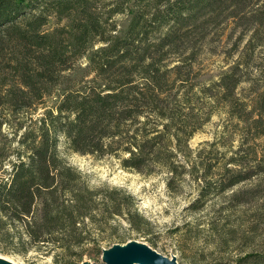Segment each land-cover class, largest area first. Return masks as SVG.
<instances>
[{
  "label": "trees",
  "instance_id": "1",
  "mask_svg": "<svg viewBox=\"0 0 264 264\" xmlns=\"http://www.w3.org/2000/svg\"><path fill=\"white\" fill-rule=\"evenodd\" d=\"M230 22L242 30L240 44L248 36L245 50L264 47V0H0V113L57 98L17 147L0 121L2 253L45 248L57 264H81L103 255L104 239L96 236H116L117 220L138 228L134 198L121 188L90 187L61 157V139L73 153L117 157L125 170L153 175L162 167L177 175L170 158L175 148L186 154L180 145L195 134L177 116L189 100L184 88L196 44ZM83 59L91 78L77 87L70 74ZM249 67L241 56L215 84L242 125L243 142L228 161L208 165L203 196L213 201L264 175V87L252 98L237 95ZM230 199L231 209L240 202L238 193ZM258 205L249 220L227 218L212 229L221 247L232 237L242 241L233 264H264V203ZM127 243L116 236L108 247Z\"/></svg>",
  "mask_w": 264,
  "mask_h": 264
},
{
  "label": "rangeland",
  "instance_id": "2",
  "mask_svg": "<svg viewBox=\"0 0 264 264\" xmlns=\"http://www.w3.org/2000/svg\"><path fill=\"white\" fill-rule=\"evenodd\" d=\"M116 20L128 24L124 16H118ZM53 26L52 21L50 27ZM241 36V28L230 22L214 31L206 44L200 41L196 44L198 59L184 88V91H189V100L183 102V111L177 116L187 125L188 131H195V134L189 142L180 145L186 154L179 152L181 150L174 144L175 156L170 160L178 167L177 175L173 176L162 167L153 175L125 170L117 157L73 153L65 139H61V157L82 173L90 187L107 185L121 188L134 198L138 228H132L123 219L117 220L116 236L147 245L167 257L175 256L179 264H233L237 253L245 246L232 237V244L221 247L219 235L212 231L213 227L225 223L227 218L249 220L252 210L264 203V175L239 184L214 201L203 196L208 181V165L212 161H228L240 150L243 142L242 125L229 115L223 95L219 94L215 84L242 56L244 61H251V67L243 70L247 82L238 89V97L252 98L264 87V47L255 52L247 51L248 36L240 44ZM87 66L88 60L83 59L76 71L70 74L77 87L82 79L91 78L86 77ZM206 89L213 90L205 94ZM56 99H47L46 106L54 107ZM46 106L27 109L17 115L7 111L0 113V121L7 122L2 132L9 139L13 138L14 147L27 128H35L48 109ZM5 168H9L8 163ZM253 189L260 191L257 196H254ZM232 193L239 194L240 202L231 209L228 207L234 205L230 199ZM100 235L96 238L104 239L102 245L104 250H108L109 239L112 241L116 236ZM180 247H184L186 254ZM46 250L33 248L24 256L1 251L0 254L16 264H57L55 254L47 255ZM81 264L106 263L102 255L95 260L86 256Z\"/></svg>",
  "mask_w": 264,
  "mask_h": 264
},
{
  "label": "water",
  "instance_id": "3",
  "mask_svg": "<svg viewBox=\"0 0 264 264\" xmlns=\"http://www.w3.org/2000/svg\"><path fill=\"white\" fill-rule=\"evenodd\" d=\"M106 264H179L177 257H167L147 245L131 241L103 251ZM0 264H15L0 254Z\"/></svg>",
  "mask_w": 264,
  "mask_h": 264
},
{
  "label": "bare ground",
  "instance_id": "4",
  "mask_svg": "<svg viewBox=\"0 0 264 264\" xmlns=\"http://www.w3.org/2000/svg\"><path fill=\"white\" fill-rule=\"evenodd\" d=\"M8 260H10V261H12V262H14L12 259H10V258H8V257H6ZM15 263V262H14ZM16 264V263H15Z\"/></svg>",
  "mask_w": 264,
  "mask_h": 264
}]
</instances>
